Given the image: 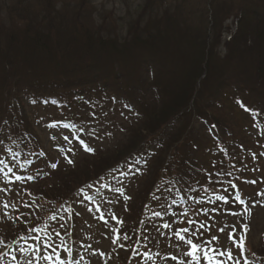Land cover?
Returning a JSON list of instances; mask_svg holds the SVG:
<instances>
[{
    "label": "rangeland",
    "instance_id": "1",
    "mask_svg": "<svg viewBox=\"0 0 264 264\" xmlns=\"http://www.w3.org/2000/svg\"><path fill=\"white\" fill-rule=\"evenodd\" d=\"M211 1L223 19L205 33ZM255 13L264 0H0V42L52 37L12 66L0 50V264L50 254L41 241L65 264H185L176 232L264 264V60H223ZM200 49L221 60L195 68Z\"/></svg>",
    "mask_w": 264,
    "mask_h": 264
},
{
    "label": "trees",
    "instance_id": "2",
    "mask_svg": "<svg viewBox=\"0 0 264 264\" xmlns=\"http://www.w3.org/2000/svg\"><path fill=\"white\" fill-rule=\"evenodd\" d=\"M219 5L223 6V3H220ZM155 12L157 13L158 9H156ZM207 12H208V14L206 15L207 27H206L205 33L208 31V28H210V29L213 28V26L216 22V18H218L217 23H220L223 19V17L222 18L219 17L217 15L215 9H213L212 1L210 3H208ZM170 16H171V14H167V13H165L164 16L159 15L157 17L158 22L155 20L153 23H151V28L149 30H146L149 33V35L152 33V30L154 29L155 25H156V27H157V25H160L162 23H164L163 25H166L167 20H170ZM249 18L250 19H248V24L251 22H255V23H253L255 25V27L253 28L251 34H249L244 29L241 30L240 36H241V38H244V40H246L244 42V47L242 46V47L238 48L237 45L236 46L232 45L233 47L228 49L227 53L223 57V60H225L227 57H229L230 60H234L236 57V54L240 53V52H246L248 56L249 55L252 56V59L257 58V59H260L261 61L264 60V16H261L260 14L255 13L253 16V20H252V17H249ZM48 29L49 28L45 24V28L42 29V33L39 32V30L41 31V28H38V30L36 29L35 32L32 33V35L27 37V38L25 36L22 38H19L17 40L15 39V37H11V36L7 40L4 38V40L2 42H0V50L2 51V53H4L7 56V58H8L7 64L12 66L14 61L16 64V60H18V58L23 54L24 51H30L31 49H36V48H37V50H39V48L43 49V48H47V47L48 48L52 47L50 45V42H49L50 40H52V37H51V33L47 32ZM163 37H166V35L165 34L159 35V37L156 38L157 40L153 39L152 37L149 38L153 42L152 46H155V45H157V43H160L163 40ZM39 40H42V42H44L43 44H41V47H39L37 45V44H39L38 43ZM206 40H205V42H206ZM232 42H234V41H232ZM132 44L134 45V47L137 45L144 46L142 44V42L139 41L138 37L132 38ZM162 44L163 43H161L157 46H161ZM206 57L209 58V63H210L211 58L220 59V57H217V54L216 53L214 54V52L212 50L206 51V53L204 54L203 51L200 49L199 53H196V55L194 56V59H193L195 62V65H194L195 68H199L200 70H202V68H204L206 71L208 69ZM211 63H210V66H211ZM206 65H207V67H206ZM7 67H9V66H7ZM18 70H20V68H18V67L15 68L14 72H11V74H15ZM70 73H71V71H70ZM12 79H13V77H12ZM54 80H56V78H54ZM72 80L73 79L70 80V78H66L65 83L69 84V82L70 81L72 82ZM15 88L17 90L22 89V88H17V87H15ZM26 88H27V90H29L28 86ZM208 97L212 98V95H210V94L206 95L205 99ZM187 103H189V102H187ZM151 125L148 126L149 129L153 127V125L152 126ZM134 141L135 140H133V143H134ZM135 144H136V142H135ZM135 144H131L130 146L123 144L119 148V151H120L119 153H126L127 151L131 150L133 148V146H135ZM122 151H124V152H122Z\"/></svg>",
    "mask_w": 264,
    "mask_h": 264
},
{
    "label": "snow or ice",
    "instance_id": "3",
    "mask_svg": "<svg viewBox=\"0 0 264 264\" xmlns=\"http://www.w3.org/2000/svg\"><path fill=\"white\" fill-rule=\"evenodd\" d=\"M54 126V125H53ZM65 127H67V125H65ZM65 140L68 139L67 136L64 137ZM83 140H81V144H83ZM84 148L86 151L92 152L94 151L93 149H91L90 147H88L86 144L84 145ZM68 163H73L72 160H68ZM51 167L54 169L57 167L56 164H52ZM9 171H11V169H9ZM17 180L21 179V177H16ZM31 179V178H29ZM252 183H255V181H252ZM234 187V185H233ZM0 191H4L3 189H0ZM217 199H224L223 197H217ZM237 200H239V196L236 197ZM241 203H243V201H241ZM10 205L7 202H4L2 207L4 209H7ZM14 207V206H13ZM25 207H28V205H25ZM7 213H5L6 215ZM156 215H160V213H156ZM233 215H236V213H233ZM54 219V217H53ZM164 227H169L168 224H165ZM246 228V226H245ZM33 231H35V229H33ZM189 230L187 228L182 229V232L187 233ZM221 232L224 231V229H220ZM57 236H59V233H56ZM175 236H177L182 242L183 245H187L185 251H184V256L186 257L185 260V264H187V260L188 259H192L195 260L197 262V264H200V261L202 259V256L204 259L207 260V264H222V262L217 261V256H223L225 255V252H221L219 251L218 247H209V251L211 252V254H209V251H203L202 252V243L201 242H194L193 239L191 238H186L184 235H182L180 232H176ZM124 239H128L127 236L123 237ZM119 239V237H118ZM228 239L235 245L236 241L233 239L231 233L228 234ZM211 240H216L218 242L219 245V237L217 236H212ZM211 240L207 241V245H211ZM0 243H2V241H0ZM43 248L47 249V248H51L52 252L48 255H43V250L38 248L37 251L41 252V255L39 257L36 258H29L26 260V264H34V259L35 260H45V261H53L55 259L56 262H58V264H65V259L61 258L60 254L57 253L56 248L52 245L51 242H44L41 241ZM113 243H115V241H113ZM182 245H178L177 247H181ZM239 247H242V245H238ZM24 252H27V250H23ZM227 253V256L229 259H232V251L230 249H226L225 250ZM147 255V254H146ZM13 259H16L15 257H13ZM172 260H176L177 257L176 256H172L171 257ZM90 264V262H89Z\"/></svg>",
    "mask_w": 264,
    "mask_h": 264
}]
</instances>
